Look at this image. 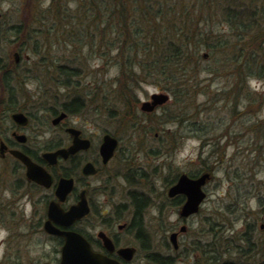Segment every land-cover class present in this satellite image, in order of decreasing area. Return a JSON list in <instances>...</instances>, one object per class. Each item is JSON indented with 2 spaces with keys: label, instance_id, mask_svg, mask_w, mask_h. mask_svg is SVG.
<instances>
[{
  "label": "rangeland",
  "instance_id": "obj_1",
  "mask_svg": "<svg viewBox=\"0 0 264 264\" xmlns=\"http://www.w3.org/2000/svg\"><path fill=\"white\" fill-rule=\"evenodd\" d=\"M87 1L0 0V63L14 65L20 55V65L13 67L27 85L32 111L39 112L32 124L37 144L47 146L66 137L50 117L54 108L76 96L83 103L72 113L71 123L86 128L96 144L104 132L119 139L110 163L102 166L99 159L102 169L86 177L85 184L78 182L93 201L90 217L79 227L94 236L102 230L119 235L120 244L134 248L128 264L154 263L149 260L153 254L174 264H213L214 252L220 262L264 264V131H256L254 124L264 118V102L234 111L228 101L231 94L237 95V78L232 71L211 73L217 65L210 58L203 69L185 74L184 84H178L185 88L182 95L169 91L173 81H168L169 89H161L137 74L140 80L129 77L125 92L115 63L117 50L110 47L106 53V44L97 50L90 37L76 41L85 36L78 34L80 25L88 23L71 17L78 11L86 14ZM62 8L71 16L61 17ZM64 65L78 73L65 78L60 69ZM247 81L245 87L253 94L264 91L256 77ZM120 93L128 99H118ZM164 93L169 98L163 103L151 111L142 109L144 102L154 101L153 94ZM189 172L205 176V196L196 212L183 216V206L174 203L169 190L175 176ZM19 178L10 162H0V264L54 261L60 245L40 225L42 191ZM133 194L146 201L141 216L148 238L145 247L137 228L131 227Z\"/></svg>",
  "mask_w": 264,
  "mask_h": 264
},
{
  "label": "trees",
  "instance_id": "obj_2",
  "mask_svg": "<svg viewBox=\"0 0 264 264\" xmlns=\"http://www.w3.org/2000/svg\"><path fill=\"white\" fill-rule=\"evenodd\" d=\"M243 2L88 0L84 5L87 13L78 11L77 16L71 18L88 23L86 27L80 25L78 34H85L86 37L80 36L76 40L78 43L90 37V45H98L97 50H104V44L106 53L110 47L117 50L115 63L123 75L119 83L121 82L125 92L129 90L130 85L126 84L129 77L139 81L138 77L141 76L142 79L151 78L161 89H169L168 81H173L175 87L169 91H173L176 96L182 95L185 91L182 87L184 76L203 69L206 59L210 58L217 65L216 68L209 69L211 73L221 75L223 71H232L234 78H237V95L231 94L228 101L229 106L236 111L242 105L255 107L256 104L259 107L264 102V91L253 94L248 86L245 87L248 77H256L264 84V0ZM61 11L63 18L71 16L68 10L67 12L62 8ZM102 14L104 18L101 17ZM221 23H225L228 29L222 28ZM16 31L20 32L19 27ZM66 66L60 68L65 78L78 73L76 69L72 71ZM130 67H133V71L126 70ZM179 83L182 85H178ZM223 90L227 92L228 88ZM119 98L128 99V96L120 93ZM72 100L73 108L68 110L73 113L80 109L83 101L81 102L80 96ZM254 124L256 131H264V118L254 120ZM132 196L135 213L131 227L137 228L136 236L145 247L148 238L141 216L146 201L140 195ZM211 259L213 264H244L220 262L216 252ZM151 260L157 264L175 263L173 259L156 254L151 255Z\"/></svg>",
  "mask_w": 264,
  "mask_h": 264
},
{
  "label": "flooded vegetation",
  "instance_id": "obj_3",
  "mask_svg": "<svg viewBox=\"0 0 264 264\" xmlns=\"http://www.w3.org/2000/svg\"><path fill=\"white\" fill-rule=\"evenodd\" d=\"M14 53L18 54V52ZM18 55L16 56V63H14L15 66L12 64L13 62H9L8 65H6L5 62L0 63L3 64L0 67V162H10L13 172L22 175V178H19V182L30 184L33 188L42 191L43 198L41 202L44 205V214H42L43 216L39 222L44 229H46V223L50 220L58 229L79 232L86 237L91 248L95 252L109 258L117 259L122 264H128L129 260L120 252L125 246L120 244L118 239L119 235L107 231L104 232V230H102V235L99 231L97 236H94L79 227L80 222L88 220L90 217L93 209V201L90 200L87 189L85 187L80 188L78 182L81 181V183L85 184L86 177L93 176L102 169V167H98L96 163L99 159H101L100 162L102 166H106L110 163L111 159L117 155L119 139L113 157L108 161H104L100 151L102 138L101 141L96 144L95 139L86 128L71 123L70 119L72 112L68 110V108H73L74 100H71L67 103L69 106L67 104H62L59 108H54L50 117L53 126L64 129L66 137L58 141L56 140L47 146L38 145V139L32 137V124L39 119V112L32 111L33 106L31 104V99L25 95L27 85L24 83V80H19L21 75L17 74L15 71L16 66H19L21 63L19 62L20 55ZM63 113H65V115L61 119H58ZM70 128L78 129L79 137L82 140H87L89 144L87 147H83L65 157L62 154H58V151L73 145L74 136L70 132ZM95 152L97 158L93 159ZM27 159L40 168V173H37L34 177L28 174ZM87 163L93 165V170L89 173L84 170ZM80 171L82 176L80 175ZM182 174L183 173L175 176L171 181V186L178 182ZM186 174L193 179L202 176V172L198 174L189 172ZM63 177L74 178V186L64 200L60 199L57 193L59 182ZM23 183H19V187ZM83 196L87 199L89 205V212L86 215L76 219L70 226H64L50 219L49 208L52 204L59 203L62 209L69 210L72 206L78 204ZM129 197L130 202L133 203L132 195ZM172 199L175 204H180L181 207L183 206L182 204L186 202L187 195L178 193L174 195ZM116 212H118V210ZM119 227L122 228L123 225H119ZM47 234L50 237L56 238L60 245V256L54 259V261H50V263L60 264L62 260V247L65 243L64 236L53 232ZM107 238H109L111 242L108 241Z\"/></svg>",
  "mask_w": 264,
  "mask_h": 264
},
{
  "label": "water",
  "instance_id": "obj_4",
  "mask_svg": "<svg viewBox=\"0 0 264 264\" xmlns=\"http://www.w3.org/2000/svg\"><path fill=\"white\" fill-rule=\"evenodd\" d=\"M152 98L154 99L152 103L149 101L143 103V110H153L157 104L163 103V101L167 100L169 95L165 93L153 94ZM64 115L65 113L61 114L58 119H61ZM69 130L74 136L73 145H71L69 148H63L58 151V154H62L65 157L83 147H87L89 144L87 140H82L79 137L78 129L70 128ZM117 144L118 138L116 136L109 132L103 135L100 151L104 161H107L114 154ZM27 163L29 176L34 177L37 173H40V168L37 167L36 164H33L28 159ZM92 167L93 165L91 163H87L84 167L85 172L89 173L91 170H93ZM204 183L205 176L203 175L197 179H193L187 174L183 173L180 176L178 182L169 190V194L171 196L178 193H184L187 195V200L181 209V214L183 216H188L198 210L199 202L205 196V192L202 190V185ZM73 186V177H63L59 182L57 190L59 198L64 200L67 194L72 190ZM88 212L89 205L87 199L84 196L78 204L72 206L69 210L62 209L59 203H54L49 208L50 219L64 226H70L76 219L83 217ZM46 229L49 232L58 233L64 236L65 243L62 247V260L60 264H122L117 259L109 258L105 255L95 252L91 248V245L86 237L79 232L58 229L51 223L50 220L46 223ZM102 233L103 232H101V235ZM107 239L111 242L109 238ZM171 240L177 247L178 243L175 238V233L172 234ZM120 252L127 260H130L133 257L134 248L125 247L122 248ZM44 264L52 263L48 262ZM147 264L155 263L148 262Z\"/></svg>",
  "mask_w": 264,
  "mask_h": 264
}]
</instances>
